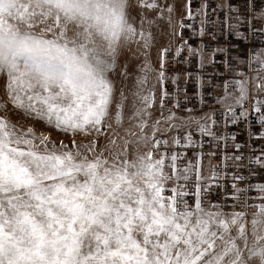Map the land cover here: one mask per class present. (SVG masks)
Returning a JSON list of instances; mask_svg holds the SVG:
<instances>
[{"label":"snow or ice","instance_id":"obj_1","mask_svg":"<svg viewBox=\"0 0 264 264\" xmlns=\"http://www.w3.org/2000/svg\"><path fill=\"white\" fill-rule=\"evenodd\" d=\"M182 7L193 18L191 0ZM210 7L196 11L200 34L220 25L243 40V56L229 54L239 44L193 48L169 0H0V108L71 137L0 116V264H264V182L245 185L248 145L228 131L243 123L249 141L264 140V0H225L214 20ZM158 36L168 39L160 69L179 36L176 55L187 47L201 69L235 73L220 83L198 74L199 110L166 89L157 96ZM229 141L235 151L220 153ZM181 147L200 150L189 158ZM252 165L264 169V146L249 154L250 179Z\"/></svg>","mask_w":264,"mask_h":264},{"label":"built area","instance_id":"obj_2","mask_svg":"<svg viewBox=\"0 0 264 264\" xmlns=\"http://www.w3.org/2000/svg\"><path fill=\"white\" fill-rule=\"evenodd\" d=\"M236 0H231V2H235ZM225 0H208V3L211 5V7L209 8V14L211 16V18L214 20L215 19V16L212 15L211 13V8H214L217 4H221V3H224ZM202 4V1H198L197 3H193L192 4V11H193V18H188L187 15L184 17V27L181 28L179 27V33L182 32L183 34V37L186 39L187 43L190 44L192 47H201L202 46V43L204 44H208L210 45L211 47H215L218 43L219 45L223 46V47H228L229 46V43H231L232 45H236L238 44L237 43V38L234 36V35H231V36H228L226 34H222L221 33V26L220 25H217L215 28H213V26L211 24H207L205 25V33L204 35H201L200 34V27H201V19L202 17L199 16V15H196V11L197 9L200 8ZM220 18L221 20L223 19V13H220ZM246 27V26H245ZM244 28L242 27L241 28V31H243ZM215 31L216 33V36H217V39L216 40H213L212 39V35L210 34L211 32ZM217 32H219L220 36L218 37L217 35ZM180 44V41L178 43L177 46H179ZM252 45L249 43L248 47L250 48ZM176 48H172V54L173 55H176V51H175ZM206 51H209L211 53V48L209 49H206ZM182 53H186V54H189L188 53V50H187V47H184ZM231 56H238V53L236 52V48L234 49H230V53H229ZM239 56H243V55H239ZM186 57H190V64H191V69L189 71V73H191V78H189L188 76V79L186 81H180V82H176V85L175 86H171L168 90L172 96V98H176L177 96L179 97V99L181 100V103L185 105V107H189V106H194V107H197V109L199 110L200 109V105L198 103V97H197V93L199 91L198 87H197V76L198 74L200 76H205V79H206V73H212L213 75H215L216 73H219L220 74V77L218 79V83L222 82L223 80H227L230 76L234 75L235 73V67L234 69L230 72L227 68L225 67H219L217 66L216 69H213L211 66H208L204 69H201L198 64H199V61H198V58L196 56H190V55H186ZM222 59V54L220 53H217L216 54V60L219 62L220 60ZM230 63H233L234 65L236 64L235 61H230ZM237 67L239 68H243L244 69V74L245 76H248V77H252L254 75V71L251 70V69H248V68H245L244 65L241 63V64H238L236 65ZM172 76H174V73L172 74ZM177 85L179 86V91H177ZM252 87H253V84L252 82H250L249 84V98H248V102L244 105V107L246 109L249 110L250 112V119H251V116H254L255 113L254 112H251V106H252V97L254 95V93L252 92ZM217 91H220V89H217ZM185 92L188 96V101L185 102L184 101V95H185ZM261 94H264V93H261ZM213 107H217L216 105H213ZM252 123V130L254 132H258L259 131V128H260V125L255 121V120H252L251 121ZM221 131H223L222 127H221ZM228 131H231V132H236L237 136H236V139L238 142H242V143H245L247 144L248 146L245 147L243 149V152H244V156H245V161H244V164H245V171H244V175H245V185L249 182H252V183H261V182H264V179H261L262 178V175H259L260 173L258 172V167L256 165H252V168L253 170L256 172V175L254 177H252L251 179L249 178V172H248V157H249V154L251 152L252 149H260L262 146H264V140H260V139H253L251 141H249V134H248V130L246 128V126L243 124V123H240L238 125H230L229 126V129ZM195 135V138L197 140L200 139V136H199V133H194ZM181 153H187V156L190 158L193 154V151H199L200 149H185L183 147L179 148V149H175ZM209 150H214V149H209L208 147V144L205 143V146H204V151H209ZM224 151H228L229 153L235 151V149L232 147V144L231 142L229 141V144H228V147L227 149H225L224 147H221L219 149V152L222 153ZM219 154V153H218ZM208 160L207 157H205V163L206 161ZM212 163L215 164L217 163V159L216 158H213L212 159ZM206 168V166H205ZM228 181V186L230 187L231 185V178L230 177H227V178H224ZM223 182V180H222ZM253 194V191L251 193H249V195ZM223 202V201H222Z\"/></svg>","mask_w":264,"mask_h":264},{"label":"rangeland","instance_id":"obj_3","mask_svg":"<svg viewBox=\"0 0 264 264\" xmlns=\"http://www.w3.org/2000/svg\"><path fill=\"white\" fill-rule=\"evenodd\" d=\"M198 1L203 2V0H191V8H192V4L197 3ZM169 2L177 6V11L174 12L173 15L176 21V31L179 33L180 18L181 16L183 17L186 16V13L184 12V9L182 7V4L185 2V0H169ZM235 2L238 3L239 0H236ZM217 35L218 37L220 36L219 32H217ZM236 40H237V43L240 45L239 48H236V52L238 53V55H244L246 52V48L244 47L243 40L242 39L240 40L236 39ZM179 41H180L179 36H176L173 38V41L170 45L171 51L173 47L174 48L177 47ZM164 45H168L167 37L158 36L157 44L151 49V52L149 55V61L153 69L154 70L159 69V70L164 71L165 77H166V79L163 81L162 84L156 85L157 96L160 95V92L162 89H166L168 93H170L168 89L171 86L176 85V84L175 85L173 84V80H175L176 82L186 81L188 79L187 74L189 73L191 69L190 57H186V55H189V54L181 52L180 55H173L171 51L164 54V61H163L164 67L163 69H160V58H161L160 47ZM193 48H197V47L193 46ZM204 55L205 57H210L211 53L209 51H206ZM121 59L123 60L124 57H121ZM173 73H174V76H172ZM117 82L119 83V81ZM2 84H3V77H0V85ZM3 99H6V97L4 95L3 89L0 88V100H3ZM158 107L159 105H157V108ZM9 108H10L9 111H4L2 108H0V116L7 117L8 119L12 120L14 123L18 124L19 126L28 127L29 125H32L34 126L37 133L42 132L45 135H49L51 139L56 140L57 142H59L60 140H64V142L67 143L71 139L70 136H65L64 134L59 133L55 131L54 129H50L46 127L42 122L32 121L30 119L23 117L22 115L17 113L15 110H11V105H9ZM77 139L83 140L84 137L78 136ZM207 161L205 163L206 172H207ZM257 170L260 173L259 175H262L261 179H264V169H261L258 167ZM256 195L257 193L255 192V190H253V194H251V196L255 197ZM228 203L231 204L232 201L229 200Z\"/></svg>","mask_w":264,"mask_h":264}]
</instances>
